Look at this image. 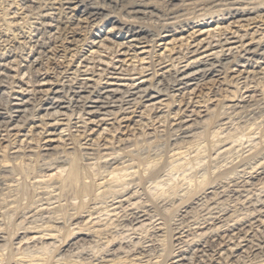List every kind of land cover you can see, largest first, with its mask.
<instances>
[{
  "label": "bare ground",
  "instance_id": "1",
  "mask_svg": "<svg viewBox=\"0 0 264 264\" xmlns=\"http://www.w3.org/2000/svg\"><path fill=\"white\" fill-rule=\"evenodd\" d=\"M0 264H264V0H0Z\"/></svg>",
  "mask_w": 264,
  "mask_h": 264
},
{
  "label": "rangeland",
  "instance_id": "2",
  "mask_svg": "<svg viewBox=\"0 0 264 264\" xmlns=\"http://www.w3.org/2000/svg\"><path fill=\"white\" fill-rule=\"evenodd\" d=\"M216 131H217V133H219V132L222 133V134H221V133L217 134V135H220V136H221V135L225 136L226 134H228V133H227L228 130L226 131L225 129H219V130H218V128H217ZM218 131H219V132H218ZM229 131H230L231 133H232V131H233V133H232L233 135L238 134V133L241 132V131H236V130H234V128H231V130H229ZM234 132H235V133H234ZM236 132H237V133H236ZM248 132H249V131H248ZM251 132H252V130H251ZM257 132L259 133V131H257ZM257 132H256V133H257ZM223 133H224V134H223ZM251 135H252V134H251ZM250 137L252 138V136H250ZM251 138H249V141L252 140ZM214 139H215V138H214ZM245 139H246V141H245ZM198 142L200 143L201 141H198ZM243 142H244V146H245L246 143H249V145L247 144L248 147H247V145H246V147H245V149L247 148L246 150H249V148H250L249 146H251V145H250L251 143L248 142V138L245 137L244 140H243ZM206 148H207V147H206ZM206 148H205V149H206ZM202 149H203V148H202ZM205 149L201 150V151H203V152H202V153H203V156H200V155H202V154H201V151H200V155H199L200 157H205V155H208V154H209V155H212L213 151H215L214 148H213V149H212V148H211V149L208 148V151H209V153H208V151L206 152ZM206 150H207V149H206ZM211 150H212V151H211ZM210 151H211V152H210ZM204 153H205V154H204ZM235 153L238 154V152H235ZM186 154H187V155H185V156H187V157H185V156L183 155L184 160H183V158H181L182 161H177V163H173V164L175 165V168H174L173 165H172V167H170V166L167 167V170H168V171L166 170V172H164V178H163V179H164V181L166 180L167 183L169 182L168 180H171V179H172V181L169 182V183L165 186L166 188H164V189H168L169 186H174L175 184H181V185H182L181 182H183L184 178L187 177V179H188V178H191V176L194 177L195 172H196V171H200V169L202 168L201 166H204V165H205V163H204V161H203L204 164L202 163V164H200V166H199V165H198V167L195 166V168L192 169L191 167H192L193 165H196L195 161H193L195 164L192 163V160H194V159L197 158V157H195V158L193 157V155H196V154H192V155H190V154H188V153H186ZM237 154H234V153H233V154L231 155L232 157L229 156L230 158H229V157L227 158V160H226L227 162H225V163H226L225 165H227V164L230 163L231 158L233 159V161H235L234 158L236 157L235 155H237ZM238 155H239V154H238ZM238 155H237V157H238ZM191 157H192V158H191ZM237 157H236L235 159H237ZM174 160H176V159H174ZM187 160H188L189 162H186ZM200 161H201V160L198 159V163H199ZM206 161H207V160H206ZM206 161H205V162H206ZM175 162H176V161H175ZM179 162L182 163V165L180 164V168L176 166ZM185 162H186V164H185ZM190 162H191V163H190ZM231 162H232V160H231ZM27 163H28V162H27ZM83 163H84V161L82 162V164H83ZM187 163H188L190 166H191V164H192V166L190 167V166L188 165V167H187V166H186ZM184 164H185V165H184ZM170 165H171V164H170ZM178 166H179V165H178ZM181 166H182V167L184 166V168H187V169L184 171V170H182V169H184V168H182ZM177 168H178V169H181V170H178ZM176 169H177V170H176ZM196 169H197V170H196ZM170 170H171V171H170ZM182 171H184L185 174H184V172L182 173ZM50 173H52V172H48L47 175L50 174ZM165 173H166V174H165ZM168 173H169L170 175H169ZM171 173H172V174H171ZM196 173H197V172H196ZM183 174H184V175H183ZM167 175H168V177H167ZM165 176L168 178V180L166 179ZM182 176H183L184 178H183ZM169 177H170V178H169ZM182 178H183V179H182ZM181 180H182V181H181ZM185 181H186V180H185ZM32 182H33V181H32ZM183 183H185V184H184V187H183V188H185L188 182H183ZM31 190H32V187H31V186L28 187V185H27V191H28V192L30 191L29 194H31V193L33 192V191L31 192ZM126 206H127V205H126ZM1 207H2V206H1ZM3 211H5V210H3ZM120 211H121V210H118L117 213H119ZM23 212H24V211H21V212H19L18 214H16L17 216H13V218H14V217H16V218H14V219L12 218V220H6V223H7V224H5V228H7V230H5V232L7 231L8 233H11L10 231H12V233H13L14 231H16L17 228L15 227V226H16L15 223H18V222H19L18 220H19L20 217L22 216ZM9 213H11V211H10ZM115 214H116V213H115ZM5 215H6V214H5ZM112 215H113V213H112ZM109 217H110V216H109ZM105 218H107V217H104L103 219H105ZM14 225H15V226H14ZM6 226H9V228L6 227ZM15 228H16V229H15ZM8 229H9V231H8ZM14 229H15V230H14ZM16 237H17V236H16ZM17 241H18V240H17ZM17 241H15V242H17ZM104 242H105V239H104ZM115 245H116L115 248H118V246H122V245H120V243H118V242H117ZM124 247H125V246H124ZM56 254H58V253L56 252ZM62 255H63V256H62ZM125 255H126V254H125ZM125 255L122 254V257L125 256ZM64 257H65V255H64V253H62L60 257H59V256L57 257V259H61V258H64Z\"/></svg>",
  "mask_w": 264,
  "mask_h": 264
}]
</instances>
